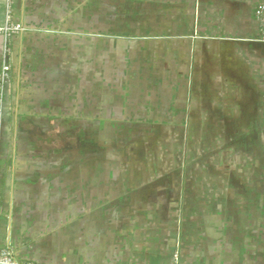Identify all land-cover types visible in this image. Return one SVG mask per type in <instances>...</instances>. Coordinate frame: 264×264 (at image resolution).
Returning a JSON list of instances; mask_svg holds the SVG:
<instances>
[{
    "label": "crops",
    "instance_id": "obj_1",
    "mask_svg": "<svg viewBox=\"0 0 264 264\" xmlns=\"http://www.w3.org/2000/svg\"><path fill=\"white\" fill-rule=\"evenodd\" d=\"M261 1L14 0L0 244L35 264H264Z\"/></svg>",
    "mask_w": 264,
    "mask_h": 264
},
{
    "label": "built area",
    "instance_id": "obj_2",
    "mask_svg": "<svg viewBox=\"0 0 264 264\" xmlns=\"http://www.w3.org/2000/svg\"><path fill=\"white\" fill-rule=\"evenodd\" d=\"M14 0L4 1V24L0 26V35L3 37V43L0 52V121L3 115V107L5 103L7 84L10 80L12 69V61L10 49L8 45L9 37L18 32H22L25 28L21 23L11 21V11ZM254 18L258 28L257 41L264 44V1H261L254 9ZM0 264H35L32 262H22L15 257L13 249L10 245L0 244ZM166 264H180V255L178 251H174Z\"/></svg>",
    "mask_w": 264,
    "mask_h": 264
},
{
    "label": "rangeland",
    "instance_id": "obj_3",
    "mask_svg": "<svg viewBox=\"0 0 264 264\" xmlns=\"http://www.w3.org/2000/svg\"><path fill=\"white\" fill-rule=\"evenodd\" d=\"M219 132L220 131H217V130H205V131H198V130H194V131H192V136L195 138V139H198V138H201L202 136L204 137L205 136V138H208L209 140L211 139V141H213V139H214V136L215 135H218L219 134ZM223 132H225V133H227L228 134V136H229V132L228 131H223ZM219 136V135H218ZM196 142V141H195ZM228 150V147H225V146H223V151H224V153H226L225 152V150ZM211 153H213V150L211 151Z\"/></svg>",
    "mask_w": 264,
    "mask_h": 264
}]
</instances>
